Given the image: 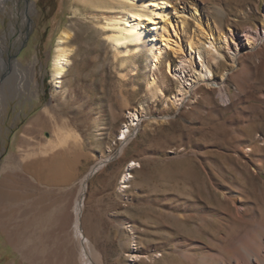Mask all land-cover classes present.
I'll return each mask as SVG.
<instances>
[{
	"label": "rangeland",
	"instance_id": "rangeland-1",
	"mask_svg": "<svg viewBox=\"0 0 264 264\" xmlns=\"http://www.w3.org/2000/svg\"><path fill=\"white\" fill-rule=\"evenodd\" d=\"M17 1L0 9V264H84L80 197L91 264L214 263L264 227V0L161 1L177 23L174 5L183 10L185 43L208 45L211 6L225 9L210 65L226 101L195 53L169 52L156 67L146 43L115 46L110 19L127 12L112 3L32 0L23 24ZM62 29L72 54L57 89Z\"/></svg>",
	"mask_w": 264,
	"mask_h": 264
},
{
	"label": "bare ground",
	"instance_id": "bare-ground-1",
	"mask_svg": "<svg viewBox=\"0 0 264 264\" xmlns=\"http://www.w3.org/2000/svg\"><path fill=\"white\" fill-rule=\"evenodd\" d=\"M13 1L15 5L18 4L17 0H13ZM105 1H106L105 3H107L106 5L107 7H110L112 3L114 7L116 6L118 8H122L127 12L126 14L127 18L122 20L123 22H118L117 19L115 18L110 19L112 22L111 23L112 26H115L116 28L113 29L110 33H108L106 37L107 39L111 40L115 46L117 47L118 46L128 47L129 45L139 46L141 44L146 43L150 47V51L153 57V65L156 67L161 62L162 56L164 54L165 56H168V61L170 63L171 59L169 57V52H174L175 54H180V55H182L181 53H185V52H190L192 53V55L195 53L199 58V63L201 67L199 72V77L207 78L208 83H216L215 86L218 89H220L222 100L226 101L229 98L224 81L216 82L215 80H212L211 77L213 75V70L211 69V65H210V59L214 60V58L219 56V51L214 43V39H215L214 31L217 30L218 23L222 22L226 15L224 8L217 6L216 4H213L211 6L212 20L210 21L209 19L207 20V26L210 32H206L200 28L201 29L200 32H202L201 34L203 35L202 37L210 36L209 43L208 45H206V41L203 40L201 41V38H197L195 40L193 37L189 38V40L187 39V42L185 43L184 33L188 21L186 19L185 14L183 13V10H179L178 7L179 5L177 6L175 4L174 9L178 11L177 18H179L180 20L179 22L181 24H179V22L177 23L176 19L174 21L173 16H169V13H166V9L164 5H162L161 7L160 4L162 0H155V1L146 0L145 2L147 3V8L151 11V13L157 15L154 17L147 16L145 15V13L141 12L142 11L140 9L141 0H105ZM165 1L170 2L171 0H165ZM8 2L9 0H0V9H5ZM194 7H195L193 8L194 12L192 11V14L190 15L195 19H197L196 17L197 8L196 6ZM35 8H36L35 3L32 0H26L25 10L22 11L23 24H27V23L31 24L32 22L31 14L35 11ZM159 8L162 9L158 10ZM14 15H17V13ZM71 34L72 33L68 29H62L57 44L54 48V56L52 59V71H53L52 76L55 87L57 89L61 87L63 76L65 75L69 64L71 63L72 49L68 45V42L71 39ZM254 37L252 36V33H249L247 31L248 41L246 44L249 45L255 44L256 39ZM220 40L221 42L226 41V35L224 32L222 33L220 32ZM6 47L7 45L0 40V75L2 74V72H4L2 65L7 64L6 57L4 56ZM215 47L217 53L214 50ZM252 49L253 46H250L249 50ZM126 51H128V48L126 49ZM12 63L17 65L16 61H12ZM31 69L33 70V67H31ZM130 117H131V121L135 122L138 119V114L131 113ZM125 133L126 131H123V136L125 135ZM82 202H83L82 197L77 199L75 202L76 203L74 209L75 233L81 242V257L83 263L91 264V261L88 258V255L90 253L95 256L96 260L99 257L95 252V250L93 249L90 239L85 237V235L82 232V228L80 225L81 214L83 209ZM242 212L243 210L241 211L238 208L234 216L236 215L235 217L242 219V215H243ZM245 239H247L246 243L244 242L243 244H239L235 246L232 250L230 249L231 252H229L230 250H227L229 255L227 256L226 259L222 258L220 261H218L219 257H217L215 258L217 259L216 261L214 259L215 261L214 263H212L213 261L211 260V261H206L205 264H264V227L263 226L257 227L249 234L248 238ZM233 257L235 258V261L232 260Z\"/></svg>",
	"mask_w": 264,
	"mask_h": 264
},
{
	"label": "water",
	"instance_id": "water-1",
	"mask_svg": "<svg viewBox=\"0 0 264 264\" xmlns=\"http://www.w3.org/2000/svg\"><path fill=\"white\" fill-rule=\"evenodd\" d=\"M89 176H90V174H89ZM89 176H88V177H89Z\"/></svg>",
	"mask_w": 264,
	"mask_h": 264
}]
</instances>
